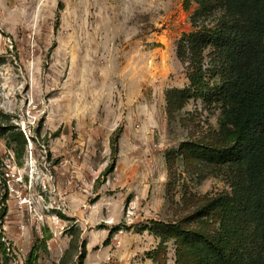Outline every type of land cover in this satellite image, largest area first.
Masks as SVG:
<instances>
[{"label": "rangeland", "instance_id": "374dc122", "mask_svg": "<svg viewBox=\"0 0 264 264\" xmlns=\"http://www.w3.org/2000/svg\"><path fill=\"white\" fill-rule=\"evenodd\" d=\"M222 19V0H0V111L25 139L0 135V263L207 264L183 228L260 252L253 224L222 228L238 170L207 148Z\"/></svg>", "mask_w": 264, "mask_h": 264}, {"label": "trees", "instance_id": "16d2710c", "mask_svg": "<svg viewBox=\"0 0 264 264\" xmlns=\"http://www.w3.org/2000/svg\"><path fill=\"white\" fill-rule=\"evenodd\" d=\"M222 1L226 19L216 29H207L218 38L217 53L222 62V78L216 88L221 100L218 125L222 142L217 148H207L238 170L236 189L222 202L227 208L222 228L227 217H233L238 228L253 224L252 235L260 252L244 260L238 253L229 256L220 239L215 241L202 231L183 228L180 235L185 243L196 242V253L204 255L207 264H264V0ZM13 128L7 113L0 111V135L16 141L18 156L25 139ZM5 211V207L0 209V219ZM185 246L188 250L191 247ZM1 248L5 249L0 240ZM83 254L84 247L80 256ZM26 262L31 264L30 257ZM0 264H7V259Z\"/></svg>", "mask_w": 264, "mask_h": 264}, {"label": "built area", "instance_id": "2783aa9c", "mask_svg": "<svg viewBox=\"0 0 264 264\" xmlns=\"http://www.w3.org/2000/svg\"><path fill=\"white\" fill-rule=\"evenodd\" d=\"M8 184V188H10L11 189V184L9 185V183H7ZM22 202H26V198L25 197H23V200H22Z\"/></svg>", "mask_w": 264, "mask_h": 264}]
</instances>
